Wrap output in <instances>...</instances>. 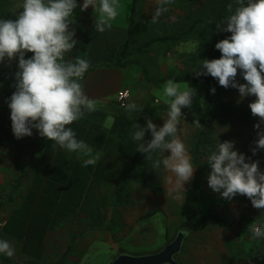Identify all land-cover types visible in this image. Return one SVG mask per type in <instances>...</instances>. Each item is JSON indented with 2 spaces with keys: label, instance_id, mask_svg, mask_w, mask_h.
Segmentation results:
<instances>
[{
  "label": "clouds",
  "instance_id": "1",
  "mask_svg": "<svg viewBox=\"0 0 264 264\" xmlns=\"http://www.w3.org/2000/svg\"><path fill=\"white\" fill-rule=\"evenodd\" d=\"M157 3L152 23L169 11L167 5L173 0H157ZM77 7L81 11L91 7L96 14L95 29L103 33L112 27L121 4L120 0H83L82 6L77 0H23L22 11L15 20L0 19V63L6 58L12 61L18 57L16 90L8 101L14 136L17 139L31 137L35 128L41 137L55 142L61 149L86 157L83 166L87 167L96 165L99 156L93 155V149L78 140L69 127L86 112L97 111L98 106L96 99L85 94L80 82L90 62L79 56L65 60V54L78 43L69 21ZM227 11L230 15L216 24L218 31L231 33L215 45L221 58L201 60V66L194 73L197 78L210 75L225 89H237L241 97H256L249 107L252 115L264 123V0H233L227 5ZM26 53L33 55L26 59ZM238 70L245 84L237 81ZM212 93L215 94V89ZM195 95L196 90L187 83L170 79L162 87V98L168 105L163 127L157 130L151 119L145 128L137 123L133 125L131 136L138 142L136 151L146 154L153 169L159 170L163 165L172 174L164 177L170 192L185 190L184 185L194 175L191 156L178 135V125L182 109L192 106ZM124 107L129 114L143 111L135 102ZM193 125L202 127L199 118ZM255 128L258 139L253 155L258 149H264V131L260 130V123ZM148 131L152 139L144 143ZM233 149L234 142L225 141L210 151L207 156V165L211 168L207 177L209 187L226 200L239 194L246 196L254 208L264 209V172L260 171L259 161L253 162ZM158 150L170 155L162 160L153 159ZM247 233L254 239H264V222L250 223ZM0 254L11 258L15 249L9 241L0 239Z\"/></svg>",
  "mask_w": 264,
  "mask_h": 264
},
{
  "label": "rangeland",
  "instance_id": "2",
  "mask_svg": "<svg viewBox=\"0 0 264 264\" xmlns=\"http://www.w3.org/2000/svg\"><path fill=\"white\" fill-rule=\"evenodd\" d=\"M77 3L82 6L83 0H77ZM133 3L134 0H120L119 15L111 22L112 27L103 33L95 29L93 56H97L98 60L104 57L103 61L109 63V56L113 59L117 50L116 43L119 44L120 39L122 42L127 41L121 47L119 62L123 68L121 71L126 77V86L133 89L135 93L133 102L138 106L141 103L143 107L142 100H147L151 106L149 110L145 108L141 112L136 111L132 114L141 119V128H145L148 119H151L159 130L163 127L168 111V105L162 98V87L167 81L159 82L161 78L159 69L166 71L170 66L176 65V62L183 67L182 54L192 52L197 45L195 42L182 43L172 51L166 50L162 44L144 47L143 44L150 41L153 36L168 31L167 28L172 33L183 26L187 21L186 11L177 6V0H173L171 5H167L169 11L162 14L156 23H152V17L158 6L157 0H140L135 6L136 17L131 29L126 19L130 21V26ZM229 3H233V0H196L195 4V13L206 12V15L212 16L209 21L212 31L223 39L230 37L231 33L218 31L216 24L225 20L224 13L227 12ZM22 4L23 0H0V19L15 20L16 15L22 11ZM95 20L96 14L91 7L86 11H81L80 7L74 10L69 18L70 30L75 31L74 39L78 43L70 53L65 54V60L75 59L78 56L83 58L88 47L87 41L90 38L87 27L90 23L94 27ZM32 55V53H26L25 58H31ZM173 56L179 57L171 60ZM17 71H19L18 57L12 61L6 58L0 63V74L2 75L0 86L15 85ZM236 79L240 84L246 83L238 75ZM183 83H187L196 90L192 106L182 109V112L189 111V116L186 119H180L178 125V135L191 156V163L195 170L191 181L184 185L185 190L170 192L169 189H165L160 198L163 203H153L151 206L146 204L147 198L139 197L133 190H125L122 201L135 197V205H122L121 210L116 214L117 222H107L109 229L115 231L121 228L114 237L115 241L112 245L100 241L93 242L88 252L80 256L82 260L78 264H111L115 256L123 254L121 252L136 256L153 254L169 244V240L173 241L182 219L190 211V192L195 176H199L202 180L207 198L222 197L220 193L214 192L209 187L207 180L211 172V168L207 165V156L211 150H215L219 142H234L233 150L245 155L253 162L259 161L260 171L264 172V149H258L256 155L252 153L258 139L255 125L260 123V130L264 131V123L260 122L259 117L252 115L249 107L256 97H241L237 89L232 87L225 89L215 84L214 86L219 87L217 97L220 99V112L228 122L212 120L205 126L203 144L197 151L195 144L200 127L194 126L193 123L205 106L207 92L210 88L192 81L181 84ZM149 92L150 95L147 94ZM156 100L159 101L156 102ZM144 138L145 143L150 141L151 132H146ZM155 154L157 156L154 159L162 160L164 156L170 155V152L161 153L158 150ZM146 171V175L150 174L152 182L147 186L154 190H159V187L154 186V182L160 185V177L172 175L163 168V165L159 170L153 169L149 161L146 163ZM153 172H156L159 178L154 179ZM162 180L165 182L164 178ZM159 209L161 211H158ZM214 211L231 221L233 228L229 230L223 226L211 224L206 230L189 235L177 261L188 264H264V239H254L250 233H247V226L250 223L255 220L264 222V210L256 209L249 203L234 202L227 206H219ZM155 215H157L156 218H154ZM90 220L88 218L89 224ZM128 221L131 227H127ZM169 226V236L165 239L166 228ZM122 235L124 237L120 239Z\"/></svg>",
  "mask_w": 264,
  "mask_h": 264
},
{
  "label": "crops",
  "instance_id": "3",
  "mask_svg": "<svg viewBox=\"0 0 264 264\" xmlns=\"http://www.w3.org/2000/svg\"><path fill=\"white\" fill-rule=\"evenodd\" d=\"M126 22L128 23V27H130L128 18ZM87 28L88 31H90V38L83 58L90 62V67L93 68V70L87 72V75H85L84 79L80 82L83 85L85 94L90 98L96 99L98 101V106L97 111L92 113L86 112L83 118L75 121L69 127L76 133V138L78 140H83L93 149V155L99 156L96 165H89L90 175H92L97 165H99L108 139L113 134L117 119L121 117V115H125L130 121H133L134 124L137 123L139 125L141 119L134 114H129L126 108L119 106L117 101V94L121 90H131L132 94L129 103L133 102L135 95L133 89L126 86V77L121 71L123 68L121 66H116L118 59L121 57V47H123L127 41L122 42L120 39L119 44L116 43L117 46H115L117 50L115 51L114 58L112 59L109 56V63H106L103 61L104 57L98 60L96 58L97 56H93L96 33L95 26H91L90 23ZM177 57L173 56L171 60H175ZM177 68L182 67L176 62V65L173 67L170 66L166 71L159 69V74L161 77H164L171 70ZM1 77L2 75L0 74V79ZM2 86H0V239L9 241L15 249V254L11 258L4 254H0V264H30L33 256L26 252L29 246H27L24 236L26 228L28 227V224L26 225L27 227H24L25 223H32L38 217L37 220L40 222L49 221V218L47 219L49 213L43 207H50V205L55 202V199L52 202L50 201L51 196L50 193L47 192L49 188L47 182L51 181L58 186L60 185L59 190H65L71 181L69 177H66L68 173L78 172L79 174H84L83 168L85 167L83 166V160L86 159V157H83L78 152H68L67 150L61 149L55 142L40 137L35 128H33V135L31 137L17 139L13 134L12 121L10 119L11 110L8 107V101L16 89L14 85H10L9 87ZM147 94L150 95V92ZM158 101L159 100H156V102ZM142 102L144 103L143 107L141 103H139V107H142L143 110L145 108L149 110L151 107L149 102H147V100H142ZM156 110L160 111V109ZM145 141L146 139L144 138L142 142L145 143ZM51 152H55L54 160L56 158L59 160L57 162L58 164L53 166V168L55 167V171L52 177L50 171H46L43 166L47 154L49 157V153L51 156ZM156 156L157 155L154 153L153 159L156 158ZM66 160H70L68 164H64ZM147 162L148 160L144 159L135 165L133 172H135L134 176L137 181L128 183L125 190H133L137 192L139 197L142 196V198H147L148 202L146 204L149 206L153 203L158 204L159 202L162 204L163 201L160 199L162 196L161 193H163L165 189H170V185L163 182L162 179L164 176L159 178V175L153 172L154 179H156V177H158L159 180L161 179L160 185L158 182L153 183L155 187H159V190L155 191L152 187L147 186V184L151 182L150 174L146 175ZM80 163L82 165H78ZM85 172H87V170ZM56 174L58 175L57 179L55 178ZM140 175H143V177H140ZM72 188L81 189L82 185L77 183L74 184ZM105 188H109V190L113 191L116 187L105 184ZM129 198L130 200H128ZM129 198L127 200L124 199L120 203V207L114 214V222H117L116 214L121 210L122 205H135V197ZM114 202L115 197L111 192L105 205L113 211L112 207L114 206ZM56 203L58 206L67 205L74 208L73 211L69 213L63 210V213L60 215L58 210V216L55 219L58 224L53 230L48 229L45 234L42 241L43 251L41 253V261L45 263H58L59 261H64L65 264H78L82 260L80 256L88 252L93 242L100 241L112 245L115 241L114 237L117 235V232L121 230L120 228V230L114 231L108 228L107 222L112 218V212L109 214V219L105 220L106 224L98 227L91 223L89 224L88 216L79 208H76L81 204L80 199L76 200V198H72V200H67L65 202L58 198ZM37 206L42 207L39 215L35 212L33 213L32 210ZM122 211L121 213H123ZM158 211H161V209ZM156 216L157 215H155L154 218H156ZM127 227H131L129 221L127 222ZM169 230L170 226L166 228L165 239L169 236ZM178 233L177 229L176 236ZM123 237L122 235L120 239ZM187 238H189V236L185 237L183 248L185 247ZM181 264L188 263L181 262Z\"/></svg>",
  "mask_w": 264,
  "mask_h": 264
},
{
  "label": "trees",
  "instance_id": "4",
  "mask_svg": "<svg viewBox=\"0 0 264 264\" xmlns=\"http://www.w3.org/2000/svg\"><path fill=\"white\" fill-rule=\"evenodd\" d=\"M139 2L140 0H134L133 3L130 25L131 29L136 17L135 6ZM195 4L196 0H177V6L182 7L186 11V23L172 33L169 32V29L167 28L168 31L153 36L150 41L148 40L149 42L147 41L143 45L144 47H151L155 44H162L166 50L172 51L182 43H196L197 46L192 52H184L182 54L181 58L183 67L171 70L166 76L161 77L159 82H165L170 79L178 83L192 81L194 83L206 85L210 88L207 92L205 106L196 117L199 118L200 124L202 125L195 144V148L198 151L203 144L202 140L205 134V126H207L212 120L225 122H228V120H226L220 112V99L217 97L219 87L214 86L215 84L219 85L218 80L210 75L197 78L194 73V71L198 70L201 66V60L221 58V53L215 48V45L223 40L222 37L212 31L209 24L212 16L206 15V12L200 14L195 13ZM228 15H230V13H228V11L225 12L224 18ZM88 32L90 34V31ZM120 60L121 57L117 61V66H120ZM92 70L93 68L90 67L88 72ZM238 76L243 79L240 70H238ZM212 89H215V94L212 93ZM133 125V121H130L125 115H121V117L117 119L113 134L108 139L107 146L104 149L105 154L103 153L99 165H97L92 175H90V166L83 168L84 174H79L78 172L68 173L66 177H69L71 181L65 190H59L60 185L58 186L51 181L47 182L49 184L47 192H49L51 196L50 201L52 202L55 199V202H53L50 207H43L49 213V217H47V219L49 218V221L40 222L37 220L38 217L32 223H25L24 225L25 227L28 224L24 235L26 244L29 246L27 247L26 252L33 256L30 264H65L64 261H59L58 263H45L41 261V253L43 251L42 241L48 229L53 230L58 224L55 220L58 216V210L60 215L63 213V210L69 213L73 211L74 208L67 205L58 206L56 203L58 198L65 202L67 200H72V198H76V200L80 199L81 204L76 208H79L84 214H86L88 218L91 219L90 223L94 226H104L106 224L105 220L109 219V214L111 212L112 218L109 222H114V214L120 207L122 196L127 184L132 181H137L133 172L135 165L144 159L147 160L146 154L136 151L138 142L134 141L131 136L134 131ZM54 153L55 152H51V156L49 153V157L47 154V158L43 163L46 171H50L51 177L54 176L55 171V167L53 168V166L58 164L57 162L59 161L58 158H56L57 160H54ZM69 161L70 160H66L64 164H68ZM78 165L82 164L80 163ZM86 170L87 172H85ZM55 178H58L57 174L55 175ZM77 183L82 185L81 189L72 188L73 185ZM105 184L113 185L116 188L113 191L109 190V188H105ZM111 192L115 197L114 206L112 207L113 211L105 205ZM234 202L251 204V201L246 196H241L239 194H237L232 200H226L222 197L207 198L202 180L199 176H195L193 179L192 190L190 192V211L182 219L178 232L184 234L187 233L186 236L188 237L193 233L206 230L211 224H217L229 230L232 229V222L224 216L216 213L214 209L222 205H230ZM41 208V206L34 207V209H32L33 213L35 212L39 215ZM170 242L171 240L168 241V243Z\"/></svg>",
  "mask_w": 264,
  "mask_h": 264
},
{
  "label": "water",
  "instance_id": "5",
  "mask_svg": "<svg viewBox=\"0 0 264 264\" xmlns=\"http://www.w3.org/2000/svg\"><path fill=\"white\" fill-rule=\"evenodd\" d=\"M186 235L178 233L175 239L160 251L148 255H118L111 264H179L177 256L182 252Z\"/></svg>",
  "mask_w": 264,
  "mask_h": 264
},
{
  "label": "built area",
  "instance_id": "6",
  "mask_svg": "<svg viewBox=\"0 0 264 264\" xmlns=\"http://www.w3.org/2000/svg\"><path fill=\"white\" fill-rule=\"evenodd\" d=\"M130 98H131V91L128 89L121 90L117 94L118 104L122 108H126V107H124V105L128 104ZM182 114H183V116H181L180 119H186L189 116V111L182 112ZM37 134L39 135L38 131H37ZM4 225H5V223H4Z\"/></svg>",
  "mask_w": 264,
  "mask_h": 264
}]
</instances>
